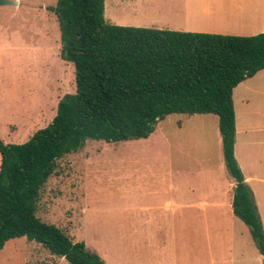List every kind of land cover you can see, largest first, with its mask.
I'll return each instance as SVG.
<instances>
[{
  "label": "rangeland",
  "instance_id": "1",
  "mask_svg": "<svg viewBox=\"0 0 264 264\" xmlns=\"http://www.w3.org/2000/svg\"><path fill=\"white\" fill-rule=\"evenodd\" d=\"M10 1L0 4V138L21 143L51 121L64 94L74 92V70L59 56L57 20L47 9L56 0ZM163 2L104 0V18L119 25L193 28L182 11ZM259 7L264 12V0ZM213 30L243 36L264 32L241 25ZM262 84L264 71L235 86L240 117L245 98L264 105V94L257 92ZM230 178L217 116L172 113L147 138L86 140L58 158L36 214L73 241L83 240L108 264H263L247 226L233 213L229 219L227 209L226 221L213 226L190 217L181 223L175 208L163 209L168 201L221 197ZM255 188L263 192H257L263 212L264 183ZM0 264L68 263L19 237L4 243Z\"/></svg>",
  "mask_w": 264,
  "mask_h": 264
},
{
  "label": "trees",
  "instance_id": "2",
  "mask_svg": "<svg viewBox=\"0 0 264 264\" xmlns=\"http://www.w3.org/2000/svg\"><path fill=\"white\" fill-rule=\"evenodd\" d=\"M62 60L74 92L51 121L21 143L0 138V249L12 238L41 244L68 264H108L83 240L37 216L56 161L86 140L147 138L168 114L217 116L223 159L233 179L232 212L248 228L264 264V231L253 193L234 156L233 89L264 68V32L243 36L112 24L104 0H56Z\"/></svg>",
  "mask_w": 264,
  "mask_h": 264
},
{
  "label": "crops",
  "instance_id": "3",
  "mask_svg": "<svg viewBox=\"0 0 264 264\" xmlns=\"http://www.w3.org/2000/svg\"><path fill=\"white\" fill-rule=\"evenodd\" d=\"M163 3L170 8L174 6V10L182 11L185 18L191 19L190 23L193 28H186V31L235 35L232 32L213 30L231 25H241L246 28L253 26L259 29L255 30L254 33L264 31V12L259 11L260 0H171L170 3L168 0H164ZM257 3L259 4L257 5ZM262 71H264V68L250 78ZM261 87L257 89V92L264 94L263 84ZM233 103L235 112L233 152L244 180L253 193L264 231V206L263 212H261L260 201L257 199V192H263L259 188H255L259 187L260 183H264V105L254 104L253 106L250 103V98L247 97L244 100L243 107H241L240 117L236 110L234 97ZM233 186V179L230 178L221 197H205L204 200L199 201L201 203H194L189 199H183L175 203L168 201L163 209L168 211L170 208H175V216L181 223L190 217L195 220L196 224L203 226L218 225L226 221V213H223L224 209L229 211V219L231 213H233L231 204ZM164 216L167 217L166 214Z\"/></svg>",
  "mask_w": 264,
  "mask_h": 264
},
{
  "label": "water",
  "instance_id": "4",
  "mask_svg": "<svg viewBox=\"0 0 264 264\" xmlns=\"http://www.w3.org/2000/svg\"><path fill=\"white\" fill-rule=\"evenodd\" d=\"M11 3L10 0H0V4Z\"/></svg>",
  "mask_w": 264,
  "mask_h": 264
}]
</instances>
